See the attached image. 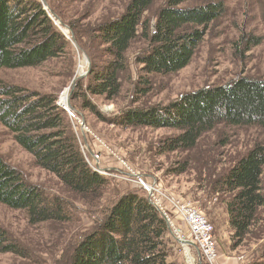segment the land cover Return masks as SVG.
<instances>
[{"label":"trees","instance_id":"obj_1","mask_svg":"<svg viewBox=\"0 0 264 264\" xmlns=\"http://www.w3.org/2000/svg\"><path fill=\"white\" fill-rule=\"evenodd\" d=\"M154 1L129 0L119 18L92 30L80 32L68 24L92 62L86 82H75L70 96L72 109L99 116L91 97L111 101L121 93V82L128 72L126 53L137 37L148 43L147 49L135 57L141 73L169 75L184 69L209 25L224 12L220 0L195 8L182 7L190 0H166L149 25L145 14ZM252 42L259 39L250 38L247 43ZM68 43L41 2L0 0V69L39 67L64 55ZM99 44L107 56L101 66L94 63ZM147 87L139 93L145 95ZM68 118L55 94L0 82V124L32 157L35 166L54 175L89 204L97 205L108 179L90 167ZM112 123L176 131L161 144L162 153L191 150L203 134L220 124L264 129V77L239 76L228 83L202 87L165 107L131 108L113 118ZM263 168L264 143H260L213 185L217 193L228 195L225 209L232 240H244L256 224L258 210L264 208ZM139 188L143 195L127 192L104 210L99 225L74 246L67 264H178L169 259L165 219ZM0 203L25 211L30 225L70 220L59 198L43 196L37 186L25 183L20 173L2 159ZM0 253L27 257L1 228ZM253 264H264V258Z\"/></svg>","mask_w":264,"mask_h":264},{"label":"rangeland","instance_id":"obj_2","mask_svg":"<svg viewBox=\"0 0 264 264\" xmlns=\"http://www.w3.org/2000/svg\"><path fill=\"white\" fill-rule=\"evenodd\" d=\"M37 1L67 38L65 54L39 67L0 69V82L55 94L59 107L68 105L75 117L64 110L78 135L80 149L88 157L89 165L103 171L108 185L97 205L89 204L66 189L54 175L35 166L32 157L0 124V159L16 169L25 183L37 186L43 196L59 198L70 215L66 223L30 225L25 211L0 203V228L27 255L0 253V264H67L74 246L99 225L104 210L127 192L142 194L139 178L150 187L152 202L161 209L156 208L158 213L164 212L169 217L166 241L170 260L178 264H210L203 258L185 223L174 213L172 199L189 202L212 225L216 254L213 264H253L264 258V208L258 210L256 224L247 237L242 241L232 240L225 209L228 195L217 193L213 187L237 160L255 145L264 143V129L220 124L203 134L191 150L162 153L161 144L175 136L176 131L112 123L113 118L131 108L165 107L202 87L228 83L239 76L264 77V0H220L224 12L209 25L189 65L173 74L141 73L135 57L147 49L148 43L140 37L134 39L126 53L128 72L123 76L121 93L111 101L101 96L91 97L99 116L71 108L75 82H86L92 62L68 24L76 31L92 30L119 18L129 0ZM165 1L155 0L146 12L149 25ZM210 1L217 0H190L182 7L195 8ZM250 38H257L259 42L247 43ZM97 47L99 52L94 53V63L101 66L107 56L102 52V45ZM143 86H148L145 95L138 91ZM261 187L264 193V168Z\"/></svg>","mask_w":264,"mask_h":264},{"label":"built area","instance_id":"obj_3","mask_svg":"<svg viewBox=\"0 0 264 264\" xmlns=\"http://www.w3.org/2000/svg\"><path fill=\"white\" fill-rule=\"evenodd\" d=\"M63 103V102H61ZM62 108L65 109L72 117H75L73 112L69 110L68 105L62 104ZM88 158V157H87ZM88 160V159H87ZM89 162V161H88ZM90 167L95 170L97 173L105 176L102 174L101 170L95 168L93 165H90ZM140 187L147 192V196L149 201L154 205L155 208H159V206L152 202V194L150 191V187L146 185L145 182H143L142 179L139 178ZM172 207L174 208V213H176L180 219L185 223L189 230V234H191V237L193 241L197 244L200 252L203 255V258L210 264L214 262L215 260V239L213 234V227L208 221V219L192 204L189 202L181 201L180 199H172L171 200ZM159 211L161 209L159 208ZM165 221H170L167 214L164 212H160Z\"/></svg>","mask_w":264,"mask_h":264},{"label":"water","instance_id":"obj_4","mask_svg":"<svg viewBox=\"0 0 264 264\" xmlns=\"http://www.w3.org/2000/svg\"><path fill=\"white\" fill-rule=\"evenodd\" d=\"M85 58L87 59V57L85 56ZM87 73V72H86ZM86 73L85 74H82V75H80V77H84L85 75H86Z\"/></svg>","mask_w":264,"mask_h":264},{"label":"bare ground","instance_id":"obj_5","mask_svg":"<svg viewBox=\"0 0 264 264\" xmlns=\"http://www.w3.org/2000/svg\"><path fill=\"white\" fill-rule=\"evenodd\" d=\"M65 94H67V93H65ZM64 97H65V95L62 96V98H64Z\"/></svg>","mask_w":264,"mask_h":264}]
</instances>
